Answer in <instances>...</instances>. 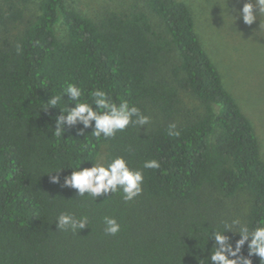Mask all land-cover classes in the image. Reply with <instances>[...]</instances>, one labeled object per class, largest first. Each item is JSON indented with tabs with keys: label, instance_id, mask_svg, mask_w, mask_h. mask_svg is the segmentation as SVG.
Wrapping results in <instances>:
<instances>
[{
	"label": "trees",
	"instance_id": "1",
	"mask_svg": "<svg viewBox=\"0 0 264 264\" xmlns=\"http://www.w3.org/2000/svg\"><path fill=\"white\" fill-rule=\"evenodd\" d=\"M27 1L6 0L5 17L21 19ZM68 1L39 0L34 18L0 43V264H214L217 230L234 247L241 223H264V161L251 121L199 41L191 11L183 0H144L161 20L159 32L136 3L93 19ZM58 22L64 40L55 35ZM70 83L81 87L82 99L90 101L99 88L151 121L130 123L108 139L92 135L94 121L88 128L65 123L56 137L60 108L75 106L63 92ZM180 90L192 92L204 110L176 122ZM55 95L58 106L42 109ZM172 124L179 135H168ZM102 146L100 164L123 156L142 171L138 196L125 201L118 190L94 200L64 186L70 167L98 164ZM152 159L160 168L143 167ZM241 193L248 208L233 230L224 229L235 220L230 203ZM61 213L86 216L88 226L56 228ZM105 217L120 224L116 235L105 233Z\"/></svg>",
	"mask_w": 264,
	"mask_h": 264
},
{
	"label": "rangeland",
	"instance_id": "2",
	"mask_svg": "<svg viewBox=\"0 0 264 264\" xmlns=\"http://www.w3.org/2000/svg\"><path fill=\"white\" fill-rule=\"evenodd\" d=\"M194 19V30L202 47L216 66L224 87L232 94L243 114L251 121L257 137L260 157L264 161V15L251 25L243 23L237 15L246 0H183ZM39 0L21 4L22 17L10 20L5 17L6 0H0V43L11 41L38 12ZM145 11L156 31H163L160 18L151 12L144 0H69L67 4L83 15L97 19L109 10L128 12L131 5ZM235 19L232 21V17ZM59 39H66L61 22L54 27ZM180 112L175 117L181 122L200 115L204 110L192 92L179 91ZM148 122L144 124L146 126ZM104 147L98 154L101 163ZM249 198L239 194L230 203L229 217L241 221L248 208Z\"/></svg>",
	"mask_w": 264,
	"mask_h": 264
},
{
	"label": "clouds",
	"instance_id": "3",
	"mask_svg": "<svg viewBox=\"0 0 264 264\" xmlns=\"http://www.w3.org/2000/svg\"><path fill=\"white\" fill-rule=\"evenodd\" d=\"M237 15L242 18L246 25H251L258 17L264 15V0H246L240 9L236 10ZM231 16V15H230ZM232 17V21L235 17ZM75 106L72 108L63 107L61 115L57 117V127L53 130L56 137L62 134V124L75 125L78 121L82 122L84 128H88L94 121L92 135L105 139L115 136L118 131L124 130L130 123L144 125L148 122V117L144 116L135 106H129L126 101L117 104L111 96L102 89H94L90 92V101L82 99L84 91L76 84H68L63 90ZM61 102V95L52 96L47 105L58 106ZM95 105V108H93ZM175 124L169 126L168 135L177 136L179 132L175 130ZM81 133L83 129L79 130ZM80 164V163H79ZM144 168L157 169L160 164L157 160H148L143 165ZM69 168V167H68ZM72 169L69 175L64 177V186L72 187L77 190L80 196L87 193L94 200L103 193H116L122 190L123 199L131 200L138 196L142 191L143 174L139 169H132L128 166V161L123 156L114 157L109 163L92 164L91 167ZM61 167L56 172H59ZM46 172L45 174H51ZM52 183H59L58 175H50ZM105 233L116 235L120 231V224L115 218L105 217ZM240 223L233 220L231 223L224 222L223 228L232 229V224ZM88 226V218H75L68 213H61L56 219V228L61 230H71L78 232ZM238 231L239 238L235 241V246L228 242V237L222 234V230L215 232V245L213 246L210 260L214 264H252V256L260 258V264H264V223H257L254 227H249L247 223H241ZM246 246L247 254H242L241 249ZM200 264H204L203 261Z\"/></svg>",
	"mask_w": 264,
	"mask_h": 264
},
{
	"label": "crops",
	"instance_id": "4",
	"mask_svg": "<svg viewBox=\"0 0 264 264\" xmlns=\"http://www.w3.org/2000/svg\"><path fill=\"white\" fill-rule=\"evenodd\" d=\"M194 27H195V24H194ZM200 41V40H199ZM205 50V49H204Z\"/></svg>",
	"mask_w": 264,
	"mask_h": 264
}]
</instances>
